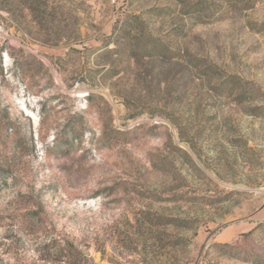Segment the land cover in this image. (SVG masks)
I'll return each instance as SVG.
<instances>
[{
  "label": "rangeland",
  "instance_id": "rangeland-1",
  "mask_svg": "<svg viewBox=\"0 0 264 264\" xmlns=\"http://www.w3.org/2000/svg\"><path fill=\"white\" fill-rule=\"evenodd\" d=\"M0 264H264V0H0Z\"/></svg>",
  "mask_w": 264,
  "mask_h": 264
},
{
  "label": "trees",
  "instance_id": "trees-1",
  "mask_svg": "<svg viewBox=\"0 0 264 264\" xmlns=\"http://www.w3.org/2000/svg\"><path fill=\"white\" fill-rule=\"evenodd\" d=\"M234 1L235 0H226V2H227V5H232V4H234ZM242 1H244V0H242ZM247 4V3H246ZM198 6H199V4L198 5H196L195 6V8H194V12H199L200 10L199 9H197L198 8ZM245 9H250V8H252V5L251 6H247V7H244ZM202 11V10H201ZM206 17H210L211 15H209V14H207V15H205ZM117 50L115 49V48H111V49H108V52H116ZM161 224V223H160ZM163 225L164 224H167V223H162ZM261 227H260V225H258L256 228H254L253 230H251L249 233H246V234H243L242 236L244 237V238H248V237H253V236H255L257 233H258V231H259V229H260ZM218 247H226V248H232V246H230V245H227V244H225V245H221V244H219V245H217ZM233 249V248H232ZM240 249V248H239ZM63 250H68V251H70L71 250V247H65V248H63ZM240 251V250H239ZM69 258V261H71V255H65V256H63V257H61L59 260H63V258Z\"/></svg>",
  "mask_w": 264,
  "mask_h": 264
}]
</instances>
